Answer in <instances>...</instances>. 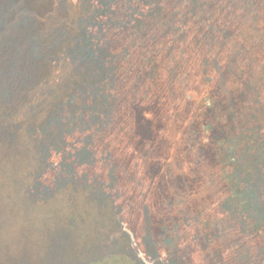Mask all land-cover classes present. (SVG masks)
<instances>
[{
  "label": "trees",
  "instance_id": "obj_1",
  "mask_svg": "<svg viewBox=\"0 0 264 264\" xmlns=\"http://www.w3.org/2000/svg\"><path fill=\"white\" fill-rule=\"evenodd\" d=\"M79 107L85 168L113 190L88 202L113 207L130 264H149L147 233L157 264H264V0H0V186L20 190L23 228L39 220L24 243L60 227L29 196L56 186L54 148L78 135L40 129ZM76 210L69 235L104 230ZM91 242L82 264L113 253Z\"/></svg>",
  "mask_w": 264,
  "mask_h": 264
},
{
  "label": "rangeland",
  "instance_id": "obj_2",
  "mask_svg": "<svg viewBox=\"0 0 264 264\" xmlns=\"http://www.w3.org/2000/svg\"><path fill=\"white\" fill-rule=\"evenodd\" d=\"M86 109V107H79L76 110L78 118H71L73 116L68 108L64 111H59L56 114V119H50L48 125L40 129L41 133L44 131L48 136H55L56 139L60 137L61 140H63L66 135H72L74 131H78V135L74 134L72 142L64 140L65 143L61 147L63 149L58 147L54 148L56 151L53 152L56 153L55 157L59 160V164L52 166L53 171H48L45 176L47 179L54 178L56 186L42 190L34 185L37 194L34 196L35 198L33 197L34 199L29 196L33 202H38L39 205L43 204L40 205V207L55 208L58 206L57 208H59L60 211L50 222V225L60 226L58 229L46 228L41 240H32V242L25 241L28 243H24V240H30L35 236L31 231L25 232L24 229L30 230V226L39 223V220L36 216L26 213L25 226L23 228L19 223V217L22 216L21 209L26 208V206L20 190L11 186L5 188L4 186H0V259H2L3 263L12 256L14 259L20 260L23 264H58L59 259L65 260V264H82L85 263L86 259L91 255L90 244L92 240L95 243V247L96 245L100 246V242L101 246L110 245L113 247V253H110L107 259L100 260L98 264L131 263L130 259L123 254H129V249L127 248L128 241L124 232L121 228L119 229L118 226L115 227V225L111 228L113 223H116L114 219L116 217V212L113 207H104L99 200H95L96 202L94 205L88 202V192L90 194L93 193V189L102 194H111L113 190L108 182H103L94 175L91 176L92 174L90 175L88 169L85 168L86 164H92L94 162L91 149L88 148V143L85 144L87 140L82 139L86 135L85 132L88 126V121L86 120V111L88 109ZM250 110L252 111L253 107ZM96 116L100 117L102 113H97ZM52 139L53 138L48 139V144L53 143ZM55 145L58 144H54V146ZM196 160L199 161L197 158ZM65 162L68 166L65 167V174H63L65 178L62 179L61 176H63L62 173H64L63 167ZM31 182L37 184L33 179ZM176 203H179V201L177 200ZM66 208L69 209L68 214ZM76 209H79L78 213L80 212V214L78 218L80 220L83 214L84 217L87 215L90 217L83 219L82 223L84 222L85 226L87 224L96 226L102 225L104 227V230L101 231L102 234L100 231H97L98 229L89 228L88 230H82L83 232L85 231V235L77 236L76 238V233L69 235L66 230L67 226H63L64 222L62 221L65 218L67 219L71 214V210L77 211ZM74 215L75 220H72L77 222L75 224L81 223V221L77 220V215ZM81 226L83 227V225ZM147 227L145 226L143 233H146L145 229H147ZM149 230L151 231L152 227L151 229L149 228ZM149 230L147 232H149ZM155 232L157 233L158 231ZM62 238L63 245L60 249H55L53 246L54 241L57 239L61 240ZM143 238L146 241H144V244L149 250V257L147 258L149 264H157L159 261L155 256V254L158 255L155 241L150 233L144 235ZM225 241H227V239H225ZM121 253L123 256L119 257ZM96 254H98L97 250L95 251V255ZM170 255L171 253H169L167 257ZM227 257L230 260L232 257L231 252L227 254ZM171 260L170 258H165V260L162 259V262L164 264H178ZM229 260L226 259V262H229Z\"/></svg>",
  "mask_w": 264,
  "mask_h": 264
}]
</instances>
